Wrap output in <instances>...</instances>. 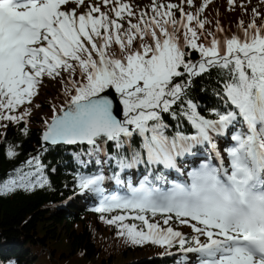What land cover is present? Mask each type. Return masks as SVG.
<instances>
[{
  "label": "snow or ice",
  "instance_id": "6c2138e0",
  "mask_svg": "<svg viewBox=\"0 0 264 264\" xmlns=\"http://www.w3.org/2000/svg\"><path fill=\"white\" fill-rule=\"evenodd\" d=\"M211 3L0 0V136L29 134L46 79L64 97L0 197L51 187L47 146H79L75 187L127 243L178 248L176 264H264V14L208 30Z\"/></svg>",
  "mask_w": 264,
  "mask_h": 264
},
{
  "label": "trees",
  "instance_id": "16d2710c",
  "mask_svg": "<svg viewBox=\"0 0 264 264\" xmlns=\"http://www.w3.org/2000/svg\"><path fill=\"white\" fill-rule=\"evenodd\" d=\"M150 0H135L141 6ZM179 2V0H172ZM201 0H195L196 5ZM247 3L245 12L239 7L230 10L227 0H213L203 16L210 21L208 30L220 21L227 26L229 34L237 28V23L250 19L251 9L258 7L264 14V5L260 0H237ZM186 10L192 11L193 8ZM260 21L258 20V23ZM196 54H194V57ZM198 58V57H196ZM208 89L201 93V84ZM214 85L210 82L198 81L195 94L206 106L216 105L212 95ZM61 85L57 81L45 80L34 103L28 120L29 134L24 136L19 128L24 125L11 126L4 136H0V183L12 176L15 169L30 156L41 150L40 135L44 129V121L52 115V105L59 107L63 103ZM3 131V130H0ZM12 145L19 155L8 158L6 151ZM80 147L68 148L56 146L43 152L45 175L51 187L37 188L28 193L18 190L15 194L0 197V264H159L163 260L158 253L165 248L145 244L134 246L117 235L114 226L106 224L99 214L85 209L84 197L68 199L73 186L71 175L66 169L71 168L74 153ZM55 169V171H52ZM91 195L86 194L85 198Z\"/></svg>",
  "mask_w": 264,
  "mask_h": 264
},
{
  "label": "water",
  "instance_id": "95a60500",
  "mask_svg": "<svg viewBox=\"0 0 264 264\" xmlns=\"http://www.w3.org/2000/svg\"><path fill=\"white\" fill-rule=\"evenodd\" d=\"M42 136V135H41ZM42 142V141H41ZM65 146H67V145H65Z\"/></svg>",
  "mask_w": 264,
  "mask_h": 264
}]
</instances>
